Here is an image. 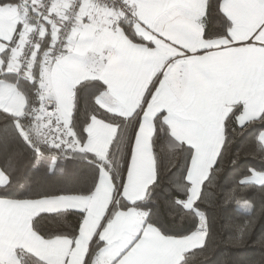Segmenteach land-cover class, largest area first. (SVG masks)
I'll return each mask as SVG.
<instances>
[{
  "label": "snow or ice",
  "instance_id": "obj_1",
  "mask_svg": "<svg viewBox=\"0 0 264 264\" xmlns=\"http://www.w3.org/2000/svg\"><path fill=\"white\" fill-rule=\"evenodd\" d=\"M248 128L264 156V0H0V264H189L211 206L264 211V165L217 183Z\"/></svg>",
  "mask_w": 264,
  "mask_h": 264
},
{
  "label": "trees",
  "instance_id": "obj_2",
  "mask_svg": "<svg viewBox=\"0 0 264 264\" xmlns=\"http://www.w3.org/2000/svg\"><path fill=\"white\" fill-rule=\"evenodd\" d=\"M255 134L252 128L243 132L237 130L232 138L229 150L224 152L223 161L218 174L217 183L222 191H227L242 172L248 168L261 169L264 165V156L256 150ZM161 152L165 167L171 163L180 166L182 156L178 149H171L166 141H161ZM58 170L55 175H44L41 168L38 172L28 171V175L36 182L51 185L73 184L83 179V169L80 164L72 160H58ZM174 170V169H173ZM257 200L255 215L236 204L219 205L213 207L215 227L213 236L209 240L206 251H197L189 256V264H264V244L258 241L264 236V211L259 207ZM254 220L251 235L241 242L236 241L235 225Z\"/></svg>",
  "mask_w": 264,
  "mask_h": 264
}]
</instances>
